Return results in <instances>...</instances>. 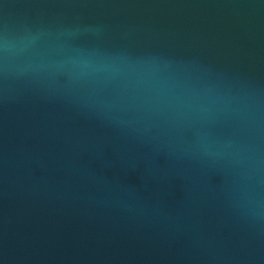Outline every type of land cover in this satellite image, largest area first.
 Returning <instances> with one entry per match:
<instances>
[{
  "label": "water",
  "instance_id": "1",
  "mask_svg": "<svg viewBox=\"0 0 264 264\" xmlns=\"http://www.w3.org/2000/svg\"><path fill=\"white\" fill-rule=\"evenodd\" d=\"M0 264H264V0H0Z\"/></svg>",
  "mask_w": 264,
  "mask_h": 264
}]
</instances>
